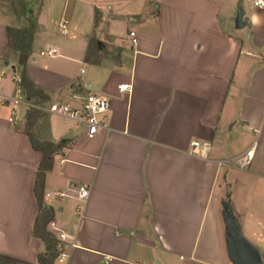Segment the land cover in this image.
<instances>
[{
  "label": "crops",
  "instance_id": "1",
  "mask_svg": "<svg viewBox=\"0 0 264 264\" xmlns=\"http://www.w3.org/2000/svg\"><path fill=\"white\" fill-rule=\"evenodd\" d=\"M255 2L19 0V13L0 11L8 73L20 75L3 58L6 27L28 26L23 8L36 21L25 75L49 99L31 103L77 107L89 93L110 102L107 129L91 139L82 124L37 111L36 138L63 142L44 194L90 189L84 203L73 192L43 198L54 210L47 230L73 244L54 264H232L230 229L264 263V5ZM239 8L247 24L237 29ZM116 21L123 36L112 32ZM92 43L96 62L86 59ZM122 84L132 91L120 93ZM14 88L1 80V93ZM30 111L17 106L10 120L0 107V255L36 264L44 245L32 236L33 183L42 155L23 133ZM247 152L250 164L236 169L231 161Z\"/></svg>",
  "mask_w": 264,
  "mask_h": 264
},
{
  "label": "trees",
  "instance_id": "2",
  "mask_svg": "<svg viewBox=\"0 0 264 264\" xmlns=\"http://www.w3.org/2000/svg\"><path fill=\"white\" fill-rule=\"evenodd\" d=\"M23 14L27 16L28 26L23 29L6 27V48L3 55L4 61L13 60L16 68L20 70L22 87L27 97L41 102L48 101V96L39 88L34 86L25 75V65L31 53V44L36 30V21L32 13L23 8ZM96 43H92L88 49L87 61L96 62L94 59ZM38 118L37 111H30L25 121L24 134L27 136L31 148L41 153L42 160L35 170L33 194L37 203V214L32 228V236L39 239L44 245V251L37 257L36 264H54L60 253L58 242L52 232L47 230L50 223L54 221V210L44 203V183L48 173L53 167L54 157L61 152L63 142L50 143L39 141L33 127ZM0 264H29L20 260L0 255Z\"/></svg>",
  "mask_w": 264,
  "mask_h": 264
},
{
  "label": "built area",
  "instance_id": "3",
  "mask_svg": "<svg viewBox=\"0 0 264 264\" xmlns=\"http://www.w3.org/2000/svg\"><path fill=\"white\" fill-rule=\"evenodd\" d=\"M258 6H263L264 2L262 0H256L254 3ZM62 27V32L65 33V26ZM130 37H132V43L136 42L135 34L130 32ZM56 54L55 50H50L46 53H41V55L54 56ZM8 65L0 66V82L1 80L8 77L11 83L15 86L13 92L10 95H5L0 92V107H7L11 110L10 120L14 117V111L17 106L25 105L29 110H36L44 114H54L61 117L68 118L75 122L82 124L85 128V134L87 138H94L99 132L107 129L106 125L103 122V117L109 112L110 102L109 100L102 95L96 94H86L84 98L79 102L77 107H73L70 104H59L52 103L50 105L44 104H33L31 100L27 97L24 88L22 87L21 77L18 75L14 68H11L8 73ZM118 91L120 93H130L132 91V86L130 84H122L118 86ZM192 153L196 154V150L199 148L198 142L192 143ZM252 159V153L247 152L246 154L240 155L237 158L231 161L232 165L238 170H244L248 167ZM69 192L75 194L74 198L84 203L89 197V186L88 185H78L73 189L68 188L65 191H58L55 193H45L44 199L54 198L56 200H63L69 198ZM49 225H52L50 223ZM57 233L52 232L55 236L58 247L60 250L59 255L56 260L59 262L64 261L66 258V250L70 247H73V244H68L67 236L55 229Z\"/></svg>",
  "mask_w": 264,
  "mask_h": 264
},
{
  "label": "water",
  "instance_id": "4",
  "mask_svg": "<svg viewBox=\"0 0 264 264\" xmlns=\"http://www.w3.org/2000/svg\"><path fill=\"white\" fill-rule=\"evenodd\" d=\"M246 24L247 19L243 18V11L239 8L236 13L235 27L240 29ZM229 235L232 238V243L228 247V256L232 264H264L262 258L256 252L245 246L240 235L234 233L231 229Z\"/></svg>",
  "mask_w": 264,
  "mask_h": 264
},
{
  "label": "rangeland",
  "instance_id": "5",
  "mask_svg": "<svg viewBox=\"0 0 264 264\" xmlns=\"http://www.w3.org/2000/svg\"><path fill=\"white\" fill-rule=\"evenodd\" d=\"M18 2L19 0H0V7H1L0 11L3 14H10L12 11L19 13L21 11V6ZM117 7L119 6H115L114 9H117ZM116 14H118L121 17L126 15L125 11L123 10L118 11V13ZM111 26H112V32L116 37L123 36V34L125 33V25L122 23V21H116L113 23L111 22ZM49 41L52 43L58 42L59 36L53 31L50 34Z\"/></svg>",
  "mask_w": 264,
  "mask_h": 264
}]
</instances>
